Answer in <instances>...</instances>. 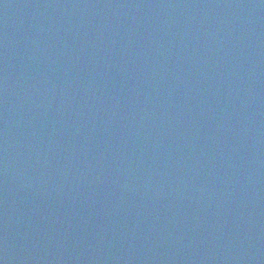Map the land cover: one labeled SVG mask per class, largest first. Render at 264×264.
Returning a JSON list of instances; mask_svg holds the SVG:
<instances>
[{
	"label": "water",
	"instance_id": "1",
	"mask_svg": "<svg viewBox=\"0 0 264 264\" xmlns=\"http://www.w3.org/2000/svg\"><path fill=\"white\" fill-rule=\"evenodd\" d=\"M0 264H264V0H0Z\"/></svg>",
	"mask_w": 264,
	"mask_h": 264
}]
</instances>
